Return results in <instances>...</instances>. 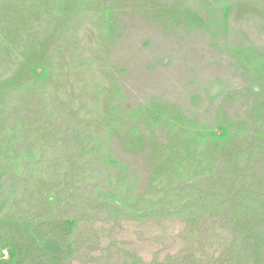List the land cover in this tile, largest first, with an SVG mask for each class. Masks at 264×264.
<instances>
[{"label":"rangeland","instance_id":"obj_1","mask_svg":"<svg viewBox=\"0 0 264 264\" xmlns=\"http://www.w3.org/2000/svg\"><path fill=\"white\" fill-rule=\"evenodd\" d=\"M0 264H264V0H0Z\"/></svg>","mask_w":264,"mask_h":264}]
</instances>
